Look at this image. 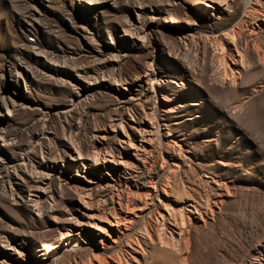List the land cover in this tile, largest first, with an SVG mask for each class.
<instances>
[{"label":"rangeland","instance_id":"rangeland-1","mask_svg":"<svg viewBox=\"0 0 264 264\" xmlns=\"http://www.w3.org/2000/svg\"><path fill=\"white\" fill-rule=\"evenodd\" d=\"M260 8L0 0V100L15 101L7 116L0 105V264H126L137 243L138 264H264ZM235 48L245 75L222 82ZM160 108L172 111L158 112L163 135L148 146ZM145 192L150 210L110 241L116 202L141 205ZM188 201L200 219L161 242L155 212Z\"/></svg>","mask_w":264,"mask_h":264},{"label":"bare ground","instance_id":"bare-ground-1","mask_svg":"<svg viewBox=\"0 0 264 264\" xmlns=\"http://www.w3.org/2000/svg\"><path fill=\"white\" fill-rule=\"evenodd\" d=\"M195 3L196 2H192L191 4H195ZM256 13L258 16L257 19H259V22H260L258 24L261 26V28H263L264 27V8H260L258 11H256ZM31 19L34 20L33 18H31ZM260 26H259V28H260ZM234 52L236 54H233L231 52L228 53L226 58L228 59L229 62L225 61V59L221 55L222 56L221 61H222L223 66L221 69V73H219V76H220L222 82L228 81L230 84L231 83L234 84L237 82V80H240L245 75L244 69L246 68V65H245L246 62H245L243 53L240 50H238L237 48L234 49ZM262 86H264V85H262ZM0 105L5 106L7 108L6 111L4 112V116H7V115H10L11 112L9 111V109L15 105V101L12 98L8 97L5 99H1ZM159 111L160 112H165V111L171 112L172 110L170 108L169 109L160 108L158 111H156V115H157L156 118L154 116L155 115L154 111L152 110L150 112V116L152 117L153 123L152 124L149 123V126L152 129L151 130L149 129L148 131H145V129H144V131H142L144 133L142 134V132H141L142 136H140V138H141L140 140L148 146L151 145L150 144L151 143V135H152L151 131H152V133L157 134L158 136L163 135V134L159 133V128H161V126L164 125L163 123L159 122L161 120V118L158 116ZM165 135H167V134H165ZM141 148L143 150H145V145H142ZM173 163H175V162H173ZM151 188L153 191V184L151 185ZM160 190L162 191L163 189L161 188ZM148 195H149L148 192H145L144 194L140 195V197L138 199L141 200V202H139L141 205L131 206L129 204V201H127V200H125L124 202H122V201L116 202L118 205L116 212L117 211L118 212L116 213L115 211H112V212H115V213H113L114 216L112 217V220H108V222H107L108 227L110 229V232L112 234V236L110 237V241L114 242L115 240H119L120 238L125 236V233H126L127 228H128L127 224H129L131 222V219H133L134 217H138L136 214L137 211H139V213L142 214L144 210H147V209L150 210L147 207V205H149V204L146 201V199H148V197H147ZM161 208H162L163 212H161V211L155 212L157 217L160 219V223H161L162 229H163V236L160 238L161 242L166 240V238H168V239L170 238L173 240H180V238L182 237V228L186 224L185 220H187L188 222H190L193 219H194V221H197V219H200V217H201V210L198 209L199 206L195 202H191V201L184 203V206L181 209H179L181 211H179L178 209H177L178 211H176V210L174 211L173 209H171V207L169 208V204L166 206L163 205ZM118 213H120L121 215H119ZM67 241H68V239L61 241L60 244H54L45 253L55 254L57 252V251H55V249H57L58 247H62L63 244L67 245ZM128 246H129L128 249L125 250V253L127 255L126 258H128V259L127 260L124 259L123 261H126V264H132V263L138 264L139 263V255L141 256L143 249L140 247V245L138 243L134 244V246H130V245H128ZM93 257H95L93 259V260L96 259L95 261L100 260V258L94 254H93ZM119 261H118V263H119ZM127 261H130L132 263L127 262ZM120 263H121V261H120Z\"/></svg>","mask_w":264,"mask_h":264}]
</instances>
